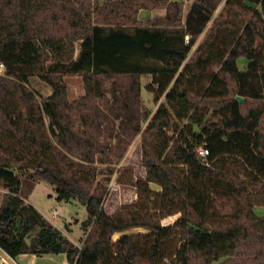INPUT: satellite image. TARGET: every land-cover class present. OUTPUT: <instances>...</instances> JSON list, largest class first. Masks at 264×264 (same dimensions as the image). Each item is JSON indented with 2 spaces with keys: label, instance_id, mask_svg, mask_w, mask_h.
<instances>
[{
  "label": "trees",
  "instance_id": "1",
  "mask_svg": "<svg viewBox=\"0 0 264 264\" xmlns=\"http://www.w3.org/2000/svg\"><path fill=\"white\" fill-rule=\"evenodd\" d=\"M156 8L166 10L162 24L139 19ZM184 8L185 0H0V248L9 256L225 264L248 244L264 264V215L255 211L264 206V0H226L189 61L216 7L195 0L185 17ZM69 75H83L85 94L69 98ZM33 76L49 96L30 88ZM147 76L146 89L165 99L152 117L141 99ZM139 134L147 174L118 181L138 196L110 214L105 181ZM22 176L86 206L82 245L26 200ZM221 199L230 212L218 211Z\"/></svg>",
  "mask_w": 264,
  "mask_h": 264
},
{
  "label": "rangeland",
  "instance_id": "2",
  "mask_svg": "<svg viewBox=\"0 0 264 264\" xmlns=\"http://www.w3.org/2000/svg\"><path fill=\"white\" fill-rule=\"evenodd\" d=\"M194 1L195 0H185L184 17L186 16ZM202 1L207 6L216 8L213 12L214 15L212 20L207 24L202 34L198 36L197 41L193 45L186 61H189L191 58L195 57L197 47L205 39L207 31L212 25L213 20L222 12L226 0ZM152 12H154V16H151ZM165 14L166 10L164 8H156L153 10L142 9L139 13V19L146 21V24H162ZM79 51L80 45L77 43L76 56L78 55ZM237 64L241 70L247 69V57L245 55L238 57ZM64 79L68 84V95L70 99H75L85 94L86 89L83 75H69ZM150 81L151 76L141 78V99L143 106L151 112L152 117L165 99L164 96L158 99L156 92L146 89L145 85ZM110 83V80L106 81V87L109 88ZM29 86L38 93L41 99L49 96L52 93V87L38 76H33L30 78ZM213 101L216 102L218 99H214ZM254 105L257 106V102H254ZM210 115H212V113H210ZM210 120L218 121V117L212 118L211 116ZM146 125L147 123L144 126ZM141 143L142 136L139 134L129 145L124 157L118 161L116 165L117 169L111 176V179L105 181L108 187V193L105 199V209L110 214L118 211L121 205L134 202L137 199L138 195L136 187L129 184H120L118 181H130L133 177L146 176L147 170L142 162ZM100 168H105V166H100ZM232 170L238 173L241 172V170L238 168H234ZM107 176L108 174L102 171L98 178L104 180L107 178ZM21 178L23 181V195L26 197V200L35 205L50 222L62 229L75 244L82 245L83 240L87 238V233H85L82 228V222L88 217L86 206L76 200L69 202L59 201L57 199V193L54 186L47 181L37 180L36 183H33L28 176H22ZM153 187L157 189L159 188L155 184H153ZM6 192V189L0 187V205ZM217 207L220 213L230 212L232 208V202L221 199L217 201ZM255 211L259 215H264V206L257 205L255 207ZM179 215L180 214L168 216L162 220V223H173ZM133 231H138V229H134ZM120 236L121 234L117 233L115 234L114 239H117ZM256 249V245H242L239 250L240 253L235 254L225 264H256L255 262L253 263V256L255 255ZM43 256V259L37 257L39 260L35 262V257L31 254H27L24 257L17 258L16 261L18 264H59L58 262L62 260V254H45ZM14 259L15 258L9 256L0 248V264H17ZM138 264H150V262L147 260H139ZM212 264H221V260H214Z\"/></svg>",
  "mask_w": 264,
  "mask_h": 264
},
{
  "label": "built area",
  "instance_id": "3",
  "mask_svg": "<svg viewBox=\"0 0 264 264\" xmlns=\"http://www.w3.org/2000/svg\"><path fill=\"white\" fill-rule=\"evenodd\" d=\"M188 41H189V37L187 36L186 42H188ZM5 72H6L5 64H4V62L0 61V74L3 75V74H5ZM197 151L199 152V154L201 156H207V154H208V149L205 147H198Z\"/></svg>",
  "mask_w": 264,
  "mask_h": 264
},
{
  "label": "crops",
  "instance_id": "4",
  "mask_svg": "<svg viewBox=\"0 0 264 264\" xmlns=\"http://www.w3.org/2000/svg\"><path fill=\"white\" fill-rule=\"evenodd\" d=\"M151 16H154V12H152ZM151 16H150V17H151ZM150 17H149V18H150ZM28 202H29V201H28ZM27 254H31V253H24V254H21V255H19L17 258L24 257V256L27 255ZM31 255L35 257V258H34V259H35V262H37V261L39 260L37 257H39L40 259H43V257H44V256H37V255H35V254H31ZM61 257H62V260H60L59 262L57 261L59 264H69L68 261H67V259H66V255H65V254H62ZM17 258H16V259H17ZM16 259H14V260H15V262L18 264V262L16 261Z\"/></svg>",
  "mask_w": 264,
  "mask_h": 264
},
{
  "label": "water",
  "instance_id": "5",
  "mask_svg": "<svg viewBox=\"0 0 264 264\" xmlns=\"http://www.w3.org/2000/svg\"><path fill=\"white\" fill-rule=\"evenodd\" d=\"M237 99L240 100V101H242V100L244 99V97H242V96H237Z\"/></svg>",
  "mask_w": 264,
  "mask_h": 264
}]
</instances>
